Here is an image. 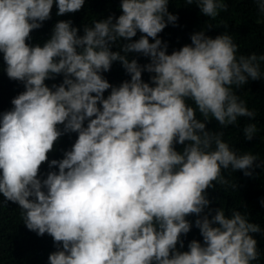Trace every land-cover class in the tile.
<instances>
[{"label": "clouds", "instance_id": "9594fccd", "mask_svg": "<svg viewBox=\"0 0 264 264\" xmlns=\"http://www.w3.org/2000/svg\"><path fill=\"white\" fill-rule=\"evenodd\" d=\"M85 2L0 0L4 71L24 85L0 113L3 203L18 205L28 230L52 237L48 264H260L253 234L261 226L241 210L212 209L207 190L236 188L225 170L253 175L258 154L240 153L224 129L255 120L238 90L264 78V53H240L223 22V33L195 31L169 53L159 34L178 20L170 0H120L119 16L92 20L82 35L59 20L43 44L29 43L54 5L63 16ZM251 2L264 25V0ZM184 3L212 20L228 10L225 0ZM114 62L129 77L118 85L103 75ZM212 120L219 130L207 127ZM70 133L77 134L71 147L49 160ZM256 133L255 123L243 125L245 139ZM190 216L202 241L182 251Z\"/></svg>", "mask_w": 264, "mask_h": 264}, {"label": "trees", "instance_id": "16d2710c", "mask_svg": "<svg viewBox=\"0 0 264 264\" xmlns=\"http://www.w3.org/2000/svg\"><path fill=\"white\" fill-rule=\"evenodd\" d=\"M225 2L228 4V10L221 11L220 15L212 20L203 15L196 4L188 5L184 3V0H170L169 11L176 14L178 20L175 25L168 24L159 34V37L168 44L169 53L184 44L191 43L190 35L195 31L206 29L207 35L213 37L223 33L225 26L222 22L227 24V30L240 45V53L245 55L252 52L264 53V25L256 22L258 10L251 0H225ZM119 3L120 0H86L80 11L63 16H57L58 9L54 5L51 19L45 21L40 29L32 32L29 43L43 44L50 37L54 24L59 20H71L73 26L80 28L82 35L83 26L90 24L92 20L104 19L113 13L119 16L121 14ZM208 24L212 27L207 28ZM139 36L138 32L133 39H138ZM113 50H117L116 45L113 46ZM129 57L138 58L141 64L148 62L147 58L139 54L130 53ZM262 73H264V63H262ZM103 75L114 85L129 78L119 62H114L111 71ZM149 75L145 72L143 79L148 81ZM62 78L60 76L55 81L48 80L46 83L51 86L53 83H60ZM22 91H24V85L21 82L8 78L4 71L2 54H0V113L9 110L12 107V98ZM238 94L248 108L256 112V117L254 121L244 117L238 118L237 126L224 129V139L240 153L258 154L259 159L255 162L251 176L244 175L241 170L235 172L225 170V176L236 185V188L225 190L217 185L215 188H209L207 195L212 202L210 205L212 209L223 207L226 213L230 209L241 210L248 214L250 221L261 226V232L253 235L258 240V249L261 252L260 264H264V205L261 204V200L264 199V163H262L264 161V78L250 80L238 90ZM245 123L256 124L257 133L251 141L244 138ZM207 127L219 130L218 122L215 120L208 123ZM76 138V133L63 135L55 144L54 150L49 153V160L61 159L63 152L71 147ZM177 148L180 149L182 146L177 145ZM49 170L48 164L45 163L41 167V175L43 176ZM55 170L58 171V169ZM3 201L4 197L0 194V264H48L49 254L56 250L52 237L48 234L38 236L35 232L28 230L23 224L18 205L12 202L5 204ZM188 219L193 221V227L186 236L181 237L184 240L182 251L187 250V244L192 239L202 241L199 229L194 226L196 217L190 216Z\"/></svg>", "mask_w": 264, "mask_h": 264}]
</instances>
